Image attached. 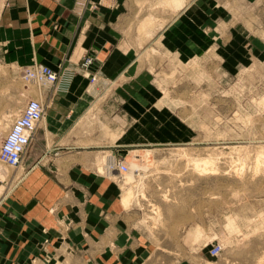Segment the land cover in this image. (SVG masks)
I'll list each match as a JSON object with an SVG mask.
<instances>
[{
    "label": "crops",
    "instance_id": "obj_1",
    "mask_svg": "<svg viewBox=\"0 0 264 264\" xmlns=\"http://www.w3.org/2000/svg\"><path fill=\"white\" fill-rule=\"evenodd\" d=\"M259 1L106 0L98 10L79 14L77 0H0V67L10 74L34 64L76 72L56 92L43 90L44 120L20 181L0 204V259L6 254L25 264L46 239L57 248L66 234L65 247L101 252L115 237L119 250L128 252L124 236L132 233L133 215L120 183L101 173L102 158L162 140L166 131L157 128L164 120L157 110L161 99L150 83L138 84L140 78L125 82L117 89L124 115L113 117L104 106L108 132L95 134L90 113L101 91H88L90 79L79 70L82 61L94 59L89 74L98 75L97 86L106 88L132 74L142 44L159 43L181 60L211 51L264 58V37L252 32L248 17ZM27 93V100L40 97L38 88ZM4 111L0 102V118ZM111 117L124 123L110 127ZM103 141L110 144L102 146ZM115 219L118 227L111 224ZM72 221L69 232L59 229Z\"/></svg>",
    "mask_w": 264,
    "mask_h": 264
},
{
    "label": "rangeland",
    "instance_id": "obj_2",
    "mask_svg": "<svg viewBox=\"0 0 264 264\" xmlns=\"http://www.w3.org/2000/svg\"><path fill=\"white\" fill-rule=\"evenodd\" d=\"M248 17L252 32L264 37V0L249 8ZM138 49L131 75L88 90L101 91L90 113L95 134L108 132L101 116L104 106L113 117L124 115L117 89L125 82L140 78L138 84L150 83L161 99L157 110L164 120L157 128L166 131L164 138L127 148L120 157L107 152L102 158L101 173L120 183L123 196L127 194L125 207L133 215L132 233L124 236L128 252L119 250L115 237L101 252L65 247L66 234L60 238L63 246L56 248L46 239L25 264H264V58L211 51L181 60L159 43ZM29 88L38 87L0 67V102L5 104L0 144ZM167 113L171 120H165ZM119 117L118 122L111 117L110 127L122 126ZM116 160L129 167L122 177L105 171ZM204 167L217 170L210 173ZM24 169L0 165V171L15 175L11 187L0 179L5 193L14 189ZM111 224L118 227V220ZM74 225L63 223L59 229L67 233ZM218 246L221 251L212 255ZM0 264L22 261L1 254Z\"/></svg>",
    "mask_w": 264,
    "mask_h": 264
},
{
    "label": "built area",
    "instance_id": "obj_3",
    "mask_svg": "<svg viewBox=\"0 0 264 264\" xmlns=\"http://www.w3.org/2000/svg\"><path fill=\"white\" fill-rule=\"evenodd\" d=\"M106 0H77V8L79 14H83L85 10L96 11ZM94 59L85 57L79 70L90 79L91 86H97L100 78L96 74H89V68L93 64ZM76 72L60 68L53 70L51 67L34 64L30 68L21 71V80L28 85H36L40 91V97L37 99H28L19 112L15 116L10 128L2 138L0 144V165L12 170L22 168L27 160L31 148L36 140V132L41 126L46 110L47 103L43 100V90L49 86L53 87L54 92L58 90L57 85L62 82L70 84L75 77ZM110 163V162H109ZM107 175L118 173L120 177L129 172V167L122 161H112L106 167ZM1 181V180H0ZM15 178H9L10 187L14 183ZM221 251V247H216L212 251V255H217Z\"/></svg>",
    "mask_w": 264,
    "mask_h": 264
},
{
    "label": "bare ground",
    "instance_id": "obj_4",
    "mask_svg": "<svg viewBox=\"0 0 264 264\" xmlns=\"http://www.w3.org/2000/svg\"><path fill=\"white\" fill-rule=\"evenodd\" d=\"M105 83V82H104ZM32 85V84H31ZM46 88H49V86H47ZM91 89V88H90ZM95 89H96V87H95ZM97 90V89H96ZM96 90H94L93 89V91H92V93H94V94H96ZM99 95V94H98ZM99 97V96H98ZM37 99V98H36ZM107 157V156H106ZM106 157H105V159L104 160H106ZM109 158V157H108ZM107 163V162H106ZM106 163H105V165H106ZM109 163V162H108ZM111 163V162H110ZM207 166H209L208 164H206ZM211 165V164H210ZM201 166V165H200ZM204 166V165H203ZM213 166V165H212ZM199 167V166H198ZM209 169H212L213 171H210V173H214L215 171L214 170H217V168H214V167H207L206 168V170H209ZM105 170H106V168H105ZM204 170H205V167H204ZM205 170V171H206ZM204 171V172H205ZM208 172V171H207ZM115 172H113V176H115L116 174H114ZM10 173H8V171H6V172H2V171H0V179L1 180H3V181H5V182H7L8 181V179L9 178H15L13 175H9ZM209 174V173H208ZM111 176V175H110ZM3 183V182H2ZM13 185V184H12ZM9 188V187H8ZM6 190V188L4 187V186H2V185H0V190L1 191H3V198H2V200L0 201V204L2 203V201L6 198V196H7V194L8 193H10L11 192V190L10 191H6V193H5V191L4 190Z\"/></svg>",
    "mask_w": 264,
    "mask_h": 264
}]
</instances>
